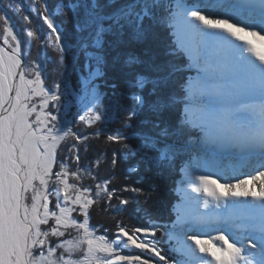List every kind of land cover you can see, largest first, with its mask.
<instances>
[{
    "label": "snow or ice",
    "instance_id": "1",
    "mask_svg": "<svg viewBox=\"0 0 264 264\" xmlns=\"http://www.w3.org/2000/svg\"><path fill=\"white\" fill-rule=\"evenodd\" d=\"M0 264H264V0H0Z\"/></svg>",
    "mask_w": 264,
    "mask_h": 264
},
{
    "label": "rangeland",
    "instance_id": "2",
    "mask_svg": "<svg viewBox=\"0 0 264 264\" xmlns=\"http://www.w3.org/2000/svg\"><path fill=\"white\" fill-rule=\"evenodd\" d=\"M129 163H134V161H130ZM119 182H124L125 177L123 175V168L122 171H120L119 174ZM151 183L152 182H146L144 184L145 189H149L151 187ZM155 183L160 185V189L158 193H153V200L148 202L147 204H145V206H152V207H156V208H162L165 204V200H164V193L166 191L165 187H164V181L163 180H158L155 181ZM141 200L142 203H144L145 201V196H141L139 198ZM100 216H106V219H108L110 222L115 218V219H119V218H125V219H129L128 213H121L120 217H116V215L114 213L109 212L107 209H105L104 212L100 213ZM172 247H175V242H172ZM173 255H177V253H173Z\"/></svg>",
    "mask_w": 264,
    "mask_h": 264
},
{
    "label": "trees",
    "instance_id": "3",
    "mask_svg": "<svg viewBox=\"0 0 264 264\" xmlns=\"http://www.w3.org/2000/svg\"><path fill=\"white\" fill-rule=\"evenodd\" d=\"M122 171V168L119 170V172ZM119 175L117 177H115L114 179H117L119 181ZM106 208H102L100 204L97 205L96 207V216H97V219H100V220H103V221H106V222H110L108 219H106V216H100V213L104 212ZM124 222L125 223H128L129 222V219H125L123 218Z\"/></svg>",
    "mask_w": 264,
    "mask_h": 264
}]
</instances>
